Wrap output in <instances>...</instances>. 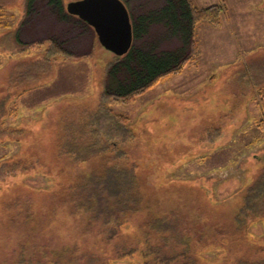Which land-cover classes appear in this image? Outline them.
<instances>
[{"label": "rangeland", "instance_id": "rangeland-1", "mask_svg": "<svg viewBox=\"0 0 264 264\" xmlns=\"http://www.w3.org/2000/svg\"><path fill=\"white\" fill-rule=\"evenodd\" d=\"M46 1L41 0L34 19L22 27L27 0H0V194L6 200L0 203V211L4 205L15 207L14 222L0 221V264H13L12 256L22 240L46 264L55 263L51 247L59 253L74 240L79 250L98 244L100 252L105 239L96 231L91 234L83 218L64 210L52 227L46 224V194L58 189L61 181L57 164L86 176L115 160L129 168L135 163L134 171L149 178L150 190L158 195L156 200L154 194L150 201L144 199L151 210L194 211L201 192V200L219 204L220 214L233 220L244 193L251 188L261 192L264 186V0H191L198 7L222 5L220 24L199 23L195 56L179 72L127 100L104 96L107 67L115 54L99 42L93 30L72 19L59 22ZM70 1L64 0L65 6ZM144 1L160 2L136 0L135 4ZM18 30L26 41L60 33L65 48L53 46L48 39L20 46L14 38ZM98 112L119 119L114 134L117 146L85 162L70 161L62 152L67 132L75 130L85 137L87 120L97 119ZM40 145L42 152L37 149ZM51 154L54 162L48 158ZM17 157L28 158L30 173L9 177L1 168ZM51 168L53 174L48 172ZM172 183L176 185L170 187ZM29 190L33 199L28 197ZM263 205L249 213L247 236H243L263 247L262 256ZM203 210L206 213L208 206ZM31 213L33 220L40 217L38 229L26 222ZM186 221L194 222L191 217ZM125 233L124 242L130 228ZM42 242L50 248H40ZM211 250L219 248L210 246L205 253ZM141 260L132 253L110 264Z\"/></svg>", "mask_w": 264, "mask_h": 264}, {"label": "trees", "instance_id": "trees-1", "mask_svg": "<svg viewBox=\"0 0 264 264\" xmlns=\"http://www.w3.org/2000/svg\"><path fill=\"white\" fill-rule=\"evenodd\" d=\"M123 1L131 15L134 40L126 54H115V59L107 67L104 82L105 98L120 100L132 99L171 74L179 72L196 54L198 24L206 21L218 25L224 12L222 5L198 7L191 0H160L156 4L151 1L139 4H135L136 0ZM40 3L41 0H27L22 27L34 19L35 8ZM46 6L56 14L59 22L64 24L65 20L72 19L96 34L86 21L74 15L77 17L75 20L74 16L68 13L64 0H47ZM15 34V41L20 46L26 47L36 40L48 39L52 41L53 46L65 48V38H60V33L28 41L22 39V31L18 30ZM101 114L103 113L98 112L94 115L97 119L90 117L92 120H87L86 126L89 130L86 131L85 137L82 136L83 133L77 134L75 130L67 132L62 152L70 161L85 162L107 151L111 146H117L114 134L119 126V119L111 113ZM40 148L42 152L43 146L40 145L37 149ZM52 155L48 158L51 159ZM44 156L47 158L46 154ZM27 160L26 157H17L10 160L11 163L5 161V167L1 169L6 170L9 177L29 174L32 166H28ZM51 161L54 162L53 159ZM116 163L115 160L111 166L86 176L65 171L66 165H56L57 176L61 181L57 182L58 189L46 194V224L49 222L52 227L55 221L57 222L56 215L65 210L76 218H83L91 234L96 231L105 241L101 240L100 252L97 251L98 244H95V248L91 246L79 250L78 242L74 240L71 246L59 253L50 248L47 242H42L40 248H50L54 264H110L111 260L123 259L132 253L140 255L142 259L141 262L133 264H264V255H261L263 247H257L243 237L247 236L245 221L249 213L257 209V205L264 204V186H260L261 192L251 188L250 192L244 193L243 203L234 216L235 221L220 214L216 209L219 204L207 199L201 200V192H198V208L194 211L189 208V211L184 210L185 214H180L182 212L178 209L157 213L145 206V200L150 201L152 194L153 200L158 196L154 190H150L153 187L149 185L152 181L140 177V174L135 172L137 164L131 163L129 168ZM53 170L51 168L49 174H53ZM174 185L176 183H172L170 187ZM260 185H263L262 181ZM254 186L258 187L259 183ZM29 191L30 198L33 193ZM4 198V193L0 194V203L6 204ZM207 206L208 210L202 214L201 210ZM14 209L12 204L4 205L0 211V221L3 220L5 224L8 221L14 222ZM32 216L33 213L27 217L26 222L31 221L36 226L40 217L36 216L33 220ZM188 217L194 222H187ZM38 227L39 224L36 228ZM123 227L131 230V236L127 235L125 242L121 241L124 238L122 236L127 234ZM29 229L31 231L30 227ZM28 245L24 240L17 243L16 252L12 256L13 264H46L44 259L37 258L39 252L33 251ZM210 246L218 247L219 250L209 251V258L205 251H208ZM256 248L258 251H252ZM108 252H111L110 255ZM54 253H57V256L53 257ZM243 254L248 257L241 258Z\"/></svg>", "mask_w": 264, "mask_h": 264}, {"label": "water", "instance_id": "water-1", "mask_svg": "<svg viewBox=\"0 0 264 264\" xmlns=\"http://www.w3.org/2000/svg\"><path fill=\"white\" fill-rule=\"evenodd\" d=\"M67 11L94 27L106 49L119 56L130 50L133 27L123 0H72L67 3Z\"/></svg>", "mask_w": 264, "mask_h": 264}]
</instances>
